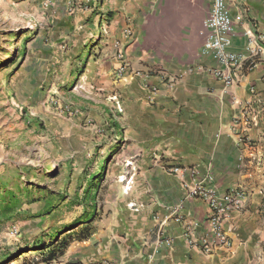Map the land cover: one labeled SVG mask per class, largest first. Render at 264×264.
Returning <instances> with one entry per match:
<instances>
[{"label": "crops", "instance_id": "crops-1", "mask_svg": "<svg viewBox=\"0 0 264 264\" xmlns=\"http://www.w3.org/2000/svg\"><path fill=\"white\" fill-rule=\"evenodd\" d=\"M63 2L57 38L66 41L70 63L81 65L69 73L83 77L88 100L87 122L72 127L73 136L109 141L112 170L95 183L96 195L86 193L87 234L72 235L46 259L52 246L37 243L47 245L49 232L47 241L10 251L12 259L2 254L0 264H16L15 256L18 264H264V0H227L235 17L230 50L244 54L228 86L212 73L217 59L203 51L213 0ZM120 50L129 69L119 75ZM244 114L253 120L246 124ZM205 175L220 193H246L224 223L231 246L210 253L190 247L173 221L179 207L202 232L208 206L185 199L183 187ZM160 232L171 246L157 245Z\"/></svg>", "mask_w": 264, "mask_h": 264}, {"label": "rangeland", "instance_id": "rangeland-1", "mask_svg": "<svg viewBox=\"0 0 264 264\" xmlns=\"http://www.w3.org/2000/svg\"><path fill=\"white\" fill-rule=\"evenodd\" d=\"M64 2L0 0V256L51 231L80 230L92 209L86 193L96 195V181L112 170L109 141L73 136L88 100L83 77L69 73L81 65L57 38Z\"/></svg>", "mask_w": 264, "mask_h": 264}, {"label": "built area", "instance_id": "built-area-1", "mask_svg": "<svg viewBox=\"0 0 264 264\" xmlns=\"http://www.w3.org/2000/svg\"><path fill=\"white\" fill-rule=\"evenodd\" d=\"M235 17L230 12L227 0H213L209 14L203 21L206 30V38L203 51L211 53L220 66L212 70L213 75L228 86L234 83L235 75L239 72L244 62V54L230 50V44L234 31ZM119 60L118 74L129 69L125 52L120 50L117 54ZM120 111L121 109L118 108ZM253 118L244 114V122L247 124ZM236 122L238 119L235 120ZM244 123V124H245ZM240 140H246L247 136L242 131ZM178 171L177 167L172 169ZM194 177L198 174L195 169L191 170ZM211 175H205L202 179L195 180L189 185H184V198H197L204 201L208 206V214L205 218L201 233H197L198 223L185 219L180 213L179 207L173 211V221L181 223L183 230L181 236L190 247L210 253L219 247H230L231 241L224 231V223L231 213L239 211L244 206L246 193L242 188H232L223 193L218 192L210 185ZM128 206L134 207L129 203ZM18 227L12 226L9 230L11 235L18 234ZM157 245L171 246L173 241L170 237L160 232L157 236Z\"/></svg>", "mask_w": 264, "mask_h": 264}, {"label": "trees", "instance_id": "trees-1", "mask_svg": "<svg viewBox=\"0 0 264 264\" xmlns=\"http://www.w3.org/2000/svg\"><path fill=\"white\" fill-rule=\"evenodd\" d=\"M103 159H101L100 165L103 166ZM100 178H98V180L96 181V183L99 181ZM89 216L84 215L81 219H79V221L81 222H87L89 220ZM91 221V220H89ZM90 224H86L85 226L81 227L80 230L76 231L75 233H67L66 235H64L63 237H61V239L57 238V233L58 231H51L50 234L48 235L49 237V241L46 244L42 243V241H40L38 244L39 248L43 249L45 246H52V249L48 252L46 259H51L54 258L57 254L62 253L66 246L69 243L70 238H72V235H75L77 238H81L83 237L85 234H87L89 232V226ZM7 258H11L12 253L10 251L5 253Z\"/></svg>", "mask_w": 264, "mask_h": 264}]
</instances>
